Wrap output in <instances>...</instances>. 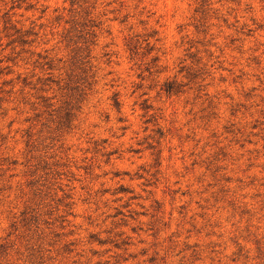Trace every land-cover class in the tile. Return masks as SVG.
I'll return each mask as SVG.
<instances>
[{"label":"rangeland","instance_id":"obj_1","mask_svg":"<svg viewBox=\"0 0 264 264\" xmlns=\"http://www.w3.org/2000/svg\"><path fill=\"white\" fill-rule=\"evenodd\" d=\"M0 264H264V0H0Z\"/></svg>","mask_w":264,"mask_h":264}]
</instances>
